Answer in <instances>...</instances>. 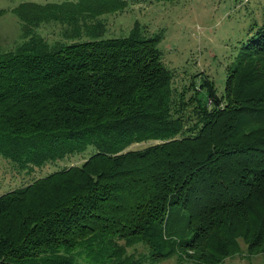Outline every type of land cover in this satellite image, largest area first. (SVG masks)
I'll list each match as a JSON object with an SVG mask.
<instances>
[{
	"label": "trees",
	"instance_id": "1",
	"mask_svg": "<svg viewBox=\"0 0 264 264\" xmlns=\"http://www.w3.org/2000/svg\"><path fill=\"white\" fill-rule=\"evenodd\" d=\"M21 1L0 10V264L263 259L264 14L214 54L218 86L168 67L159 31L108 33L173 0Z\"/></svg>",
	"mask_w": 264,
	"mask_h": 264
},
{
	"label": "rangeland",
	"instance_id": "2",
	"mask_svg": "<svg viewBox=\"0 0 264 264\" xmlns=\"http://www.w3.org/2000/svg\"><path fill=\"white\" fill-rule=\"evenodd\" d=\"M27 1L46 3V1L52 0ZM19 2L22 1L0 0V10L9 11ZM147 3L135 2L131 5L130 10L127 9L122 14L106 17L108 33L111 36L124 37L133 27L134 21L142 24L143 31L145 29L153 33L159 31L163 35L159 46L168 67L178 71L181 69L183 71L208 70L207 73L210 75L211 64H214L212 70L214 72L211 75L214 76L217 73L218 86H221L220 80L223 79V72L227 66L225 58L228 56L222 58L221 66H218L216 71L217 59L213 61L214 54L222 53L223 48H232L235 39L241 35L243 29L248 28L252 19H259L264 14V0H173L172 2ZM178 85H180L179 82ZM143 147L145 144L131 146L132 149ZM78 160H69L68 163L78 162ZM9 174H12V171L8 172V167L2 163L0 165V184L7 182L6 177ZM0 187L2 188L0 189L1 194L14 186L4 188L5 186L0 185ZM241 247V258L227 260L224 264H264L262 256H255L256 252L248 255L246 247L243 244ZM136 248L141 254H146L148 250L147 247L144 248L141 245ZM128 251L134 252L133 248ZM247 256L251 258L249 260L242 259ZM143 264L150 263L146 261ZM155 264L187 263L170 258L159 260Z\"/></svg>",
	"mask_w": 264,
	"mask_h": 264
}]
</instances>
